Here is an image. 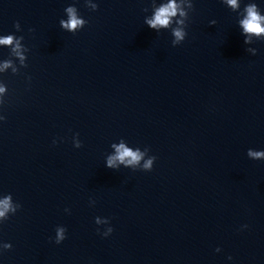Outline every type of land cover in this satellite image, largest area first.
<instances>
[{"label": "water", "instance_id": "95a60500", "mask_svg": "<svg viewBox=\"0 0 264 264\" xmlns=\"http://www.w3.org/2000/svg\"><path fill=\"white\" fill-rule=\"evenodd\" d=\"M69 3L75 33L59 27ZM97 3L0 0V34L28 48L21 68L0 47L18 69L0 75V194L20 204L0 264H264V160L246 156L264 149V40L244 45L221 0H194L176 46L143 24L152 0ZM120 138L148 147L150 171L104 166Z\"/></svg>", "mask_w": 264, "mask_h": 264}, {"label": "clouds", "instance_id": "9594fccd", "mask_svg": "<svg viewBox=\"0 0 264 264\" xmlns=\"http://www.w3.org/2000/svg\"><path fill=\"white\" fill-rule=\"evenodd\" d=\"M84 6L88 9L95 11L98 7L97 0H83ZM221 3L237 12L238 19L236 25L243 37V44L249 45L253 40H264V12L254 2L245 3L242 6V0H221ZM194 0H152L150 14L143 17V24L148 28L159 33L161 30H168L171 35V45L176 46L185 40L187 35V21L189 13L193 9ZM64 17L59 20V27L69 33H75L87 23L83 16L80 15L76 4H67L63 9ZM215 20H210L209 24L214 25ZM13 27L21 31L19 22H14ZM31 31V29H29ZM23 37L15 35L14 33L0 34V47L10 48L11 53L18 61L21 68L26 67V53L28 48L22 44ZM247 52L255 55V48H246ZM11 69L13 74L18 72L17 67L14 66V61L10 59H0V75L4 74L7 70ZM30 80V77H26ZM7 85L0 79V104L4 102V97L7 93ZM4 115L0 114V121L4 120ZM78 133H73L71 140L74 148L81 146V141L78 138ZM62 139V138H61ZM57 140L54 138L52 144L55 145ZM110 151L104 156V166L109 169L117 170L120 168H128L132 170L150 171L155 156L149 155V149L145 146L141 149L140 146L130 145L124 138L112 142ZM246 156L252 160H264V149L248 148ZM94 200H89V204L93 205ZM20 208L18 202H14L11 193L0 194V223L8 219L10 214H14ZM67 213L69 210L64 209ZM94 223L97 226L104 225L101 231L97 227V232L101 237H107L113 231L109 219L107 217L96 216ZM241 229L247 228V225H241ZM55 235L50 239L55 244H60L66 237V228L62 225H57L54 229ZM12 247L10 242L0 240V253ZM219 247L214 251L219 252ZM231 261L232 257H226Z\"/></svg>", "mask_w": 264, "mask_h": 264}]
</instances>
